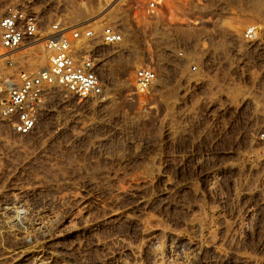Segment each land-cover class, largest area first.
Wrapping results in <instances>:
<instances>
[{"label":"rangeland","instance_id":"374dc122","mask_svg":"<svg viewBox=\"0 0 264 264\" xmlns=\"http://www.w3.org/2000/svg\"><path fill=\"white\" fill-rule=\"evenodd\" d=\"M32 1L45 32L57 18L95 26L109 12L100 25L125 41L96 48L104 97L54 93L30 136L0 118V209L21 197L22 211L53 203L81 221L41 241L59 251L55 264H155L170 243L167 254L189 264H264V176L243 132L264 77V0H161L152 16L142 0ZM252 23L260 31L246 43ZM188 43L209 71L190 90L177 56ZM141 66L159 72L145 93L134 83ZM14 238L0 237V264H30Z\"/></svg>","mask_w":264,"mask_h":264},{"label":"built area","instance_id":"2783aa9c","mask_svg":"<svg viewBox=\"0 0 264 264\" xmlns=\"http://www.w3.org/2000/svg\"><path fill=\"white\" fill-rule=\"evenodd\" d=\"M149 15L158 14L161 0H142ZM0 118L12 125L20 136L36 130L41 114L60 91L65 97L79 100L101 98L105 82L100 74L99 45L118 46L125 37L113 23L95 26L70 24L57 18L45 32L41 15L32 0H0ZM259 24L244 27L241 39L253 43ZM186 44L177 53L187 66L184 82L188 90L209 74L202 53ZM44 58V64L34 65ZM142 90L149 91L159 80V72L150 66L135 71ZM244 133L257 145L258 170L264 176V77L247 102Z\"/></svg>","mask_w":264,"mask_h":264},{"label":"bare ground","instance_id":"6f19581e","mask_svg":"<svg viewBox=\"0 0 264 264\" xmlns=\"http://www.w3.org/2000/svg\"><path fill=\"white\" fill-rule=\"evenodd\" d=\"M100 13L102 14V12H100ZM100 13H98V15H96V16L98 17L99 15H101ZM108 13H106L105 15H102V17H100V18H97L98 20H96V21L94 20L95 21L94 23H96V24L98 22L101 23L100 20L103 19L106 15L108 16ZM96 16H94V17H96ZM100 23H98V24L100 25ZM235 25L237 26L238 24L235 23ZM235 25L233 24L232 26L236 30L238 26L236 27ZM237 39H238V37H237ZM43 59L44 58L42 57L40 59V61H38L37 63H34V65H40V64L42 65V64H44ZM134 80H135V77H134ZM134 83L136 84L135 87L138 89L137 91H139L140 93L147 92L146 90H142L138 86V84L136 83V80H135ZM56 197H55L56 199L53 202H56L57 201L59 203V200H62L61 199L62 196H59L58 195ZM15 200H16L15 202L12 201V202L5 203L2 206L3 208L0 209V237H2L3 235L6 234V235H10V236H13L15 238L20 239V240H18L19 241V244L16 246V249H14L15 250L14 253H16L17 255H19L20 257H23V259L25 258L24 261L27 260V261H29L30 264H55L54 257L56 258V256H55L56 255V252L59 253V251H56V252H54V251L46 252L45 250H43V247L44 246L42 247L41 241L43 239L47 238L48 236H50L53 231L55 232V230L56 231L57 230L59 231V229H60V231H61L62 229H68V230L69 229H74V228L76 229V226H75L76 223L78 222V224H79L81 221L80 222H79V220L78 221H75L74 218H73L74 216H72V218H70V216H68L69 218H67V216L65 214H62L61 213L62 211L60 212L59 209L57 208V206L55 207L53 203H51L50 206H48V204H47V207L48 208L46 207V209L40 210L38 212H33V211L31 212V210L28 211V212H25V211H22L23 207L21 209V206H23L22 203L25 202V198H21L20 197V198H17ZM74 214H76V213H74ZM75 217H77V216H75ZM78 227H79V225H78ZM163 232H165V231H162V233ZM61 233H62V231H61ZM57 234H59V233L57 232ZM55 235H56V233H55ZM50 237H52V236H50ZM213 242H211V243H213ZM165 245H166V243H165ZM170 245L171 246H168V248H165V249L164 248L162 249L160 247L161 249L159 248L158 250H155L154 251L153 255L151 254V256H153L152 258H153L155 264H162L161 261L163 262V264H189L190 263V261L188 259H184V260L182 259L183 261H179L180 259L176 258V257H179V256H176L175 257V255H173L172 253L171 254H167L169 252V250L170 251L172 250V249H169V248L173 247L172 246L173 244L170 243ZM131 251H134V248ZM136 251H138V250H136ZM7 253H10V252H7ZM38 253L39 254L41 253L40 256H36V254H38ZM132 253H133V255L136 258V252L134 251ZM11 254H13V253H11ZM218 254H219V252H218ZM8 255H7V258H8ZM10 258H11V256H10ZM0 261H1V259H0ZM124 261H125V259H124ZM129 261H130V259H129ZM134 262H135V260H134ZM134 262L133 263H130L129 262V263L130 264H136V262L135 263ZM26 263L28 264V262H26ZM125 264H128L127 261H125Z\"/></svg>","mask_w":264,"mask_h":264}]
</instances>
